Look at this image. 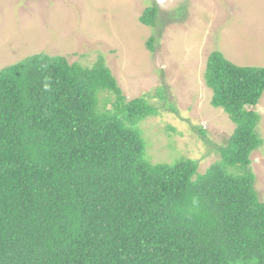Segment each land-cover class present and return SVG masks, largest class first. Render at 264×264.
Listing matches in <instances>:
<instances>
[{
	"label": "trees",
	"instance_id": "16d2710c",
	"mask_svg": "<svg viewBox=\"0 0 264 264\" xmlns=\"http://www.w3.org/2000/svg\"><path fill=\"white\" fill-rule=\"evenodd\" d=\"M146 3L140 22L156 29L158 5ZM205 81L236 129L201 174L192 159L149 158L141 124L177 112L164 88L128 100L102 58L42 53L2 69L0 264H264L251 158L264 146V67L213 52Z\"/></svg>",
	"mask_w": 264,
	"mask_h": 264
},
{
	"label": "rangeland",
	"instance_id": "374dc122",
	"mask_svg": "<svg viewBox=\"0 0 264 264\" xmlns=\"http://www.w3.org/2000/svg\"><path fill=\"white\" fill-rule=\"evenodd\" d=\"M155 3L160 22L152 29L140 22L146 0H0V71L42 53L85 67L102 58L128 100L164 88L177 112L164 108L141 124L149 158L165 164L192 159L204 174L236 129L211 105L207 61L219 52L237 66L264 67V0ZM151 103L163 108L165 101ZM254 110L264 139V94ZM251 158L264 201V146Z\"/></svg>",
	"mask_w": 264,
	"mask_h": 264
},
{
	"label": "clouds",
	"instance_id": "9594fccd",
	"mask_svg": "<svg viewBox=\"0 0 264 264\" xmlns=\"http://www.w3.org/2000/svg\"><path fill=\"white\" fill-rule=\"evenodd\" d=\"M144 25V24H143ZM148 27V26H147Z\"/></svg>",
	"mask_w": 264,
	"mask_h": 264
}]
</instances>
